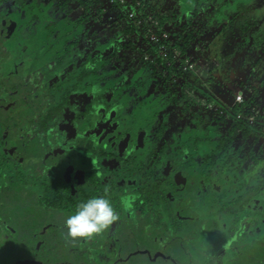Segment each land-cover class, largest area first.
<instances>
[{
	"label": "flooded vegetation",
	"instance_id": "af4514ba",
	"mask_svg": "<svg viewBox=\"0 0 264 264\" xmlns=\"http://www.w3.org/2000/svg\"><path fill=\"white\" fill-rule=\"evenodd\" d=\"M1 1V7L5 6L9 14L23 11L29 6L35 7L37 3H43L42 0ZM73 1L77 5L74 6ZM140 1L144 6L142 5V8L137 6L134 9L129 16L131 21L140 17L148 20L147 16L149 17L153 11H160L158 9L160 2ZM113 3V6L119 5V7L129 4L125 0H113ZM222 3L224 0H217V2L214 0L216 6H213V12L207 15L215 17L217 11L223 7ZM79 4V0H71V8H79L73 16H70V9L64 6L68 13L67 18L54 25L49 34L51 39H58L59 36L63 40L66 38L68 41L65 40V44L61 41L62 44L51 45L49 49L36 39V47L32 46L34 44L32 42L30 49H27L25 43L18 42V47H21L24 52H31V55L29 57L14 55L12 61L5 59L3 66L1 65V73L7 77L3 79L4 82H0V101L3 104L0 109V157L2 158L0 179L5 177L6 180L0 185V193L3 191L2 186L7 188L6 191L14 193L15 187L9 179L10 176L20 175L21 186L25 189L23 192L27 198L26 205L32 207L39 205L41 209H44L46 200L50 201V204L59 200L60 204L63 199L64 208L60 210L64 218H67L66 212L70 210L72 213L75 212L79 204L94 196L109 199L119 216L116 222L121 221L122 223L119 229L120 236L130 231L136 235L139 230L146 231L148 226L161 224L162 229L154 234L160 238L168 237L170 243L176 241L177 238L194 240L193 236L200 237V232L216 238L227 237L238 231L236 233L238 236L234 235L231 240L232 243H236L241 232L236 226L241 224L247 226L259 218L255 216L248 220L250 213L255 212L256 215L264 218V196L261 192L264 187V176L255 170L257 163L264 168L262 152L264 150V123H262L264 109L260 110V106L255 105L259 102L257 97H255L256 101L243 107V104L245 105L250 98L246 97L244 102L238 103L235 97V102L225 106V104L220 105L219 101L215 100L216 97L212 95L214 101L206 105H208L207 109L218 107L216 119L213 123L207 120L206 130L199 127L195 134H190L186 143L182 144L185 145L183 148L191 145L189 149H175L178 146L173 144L176 140L171 136L174 120H169L166 108L177 109L182 115L190 114L197 118L198 122L197 120L192 121V125L201 123L205 127V122L202 123L204 120L200 113L196 114L198 106L188 108L187 97H189L190 90L187 85H191V82L189 83L181 73H177L180 74L179 77L174 73L175 76L168 75L165 79L161 72L154 70L143 72L145 68L141 66L144 64L150 65L151 68L159 66L167 69L166 65L172 62L175 36L170 31H166L168 33L166 38L157 32L161 36H157L161 55V58L157 60L154 58L156 50L141 52L142 49L146 50L152 41L146 42L145 47H140L139 39L141 38L137 40L136 37L124 34L125 37L113 45L111 54L99 57V63L104 59L113 62L111 67L101 68L97 72L83 69L77 84L70 87L68 93L65 94L61 107L49 108V105L55 102L56 95L40 87V81L35 75V67L37 69L40 66L38 63L35 64L34 60H42L48 53L65 49L64 55L58 56V64H62L63 72L73 74L79 67L75 60V49L84 52L86 58H94L100 55H97V43L106 38L105 34L100 35V32H96L92 35L89 33L80 40V35L84 34L83 31L86 30L87 25L93 26L92 22L96 27L99 25H96L93 18L96 9L88 19V14L85 13V9L80 8ZM241 7L245 8V5ZM39 8L44 10L39 6L36 11ZM9 14H0V20L3 21V16ZM228 22L229 19H227ZM225 29L226 26H222L221 32ZM153 33L151 32V35ZM2 34L1 30L0 44L5 49V44L1 43ZM13 46V44L9 45L10 48H15ZM8 52V56L13 54L9 50ZM133 54L135 56L132 57ZM159 59H163L164 63L159 62ZM95 60L97 61V57ZM181 60L186 65L181 68L176 67L177 70L184 72L197 68L196 62L187 58ZM90 62L93 63V59ZM167 73L170 74V71L167 70ZM164 79L166 81L183 79V83L175 84L176 86L181 84L179 87L181 91L178 89V94L175 93V96L169 97L170 92L165 91L163 86ZM157 81L162 83L163 88L158 89ZM111 82L113 85L106 89L104 86ZM47 85L50 88L48 83ZM78 91L86 94L85 114L89 116L85 114L81 116L86 119L76 129L75 134H72L74 141L64 148L67 144L64 141L61 143L60 135H68V130L72 131L76 128L77 116L62 114V107L66 103L73 105L76 99L73 96ZM191 91L195 92L193 88ZM49 97H51V103L46 102ZM207 109L201 113L206 112ZM15 110L19 112L16 113ZM193 110L196 111L193 112ZM58 116L60 118L58 125L52 127V123ZM216 120L224 124L222 128L218 127L221 132L224 130V135L219 136L218 139L216 135L219 133L214 127L218 123ZM236 120H241L243 123L237 130H235ZM243 125L252 129L248 136L244 135ZM229 135L234 138L232 145L228 149L221 148L222 140ZM34 137L38 138V142L30 143ZM176 137L178 139V136ZM238 139H241V147L236 149L233 146ZM58 140L61 145L58 144ZM250 143L252 145L250 154H242L245 152V146ZM235 149L237 152L231 153V150ZM165 156L168 157L167 160L159 165ZM12 161L14 167L10 164ZM29 162L34 164V170L38 168L37 174L33 166L27 169ZM148 170L151 171L148 172ZM158 173H161L163 177L156 180L153 177ZM184 192L185 195L186 193L195 195L188 197L189 199L184 204L186 205L185 211L190 203L193 206L192 209L194 208L192 211L198 217L185 219L182 217L185 211L181 212L177 209L179 213H172L171 221L167 222V226H162L166 223L161 221L162 216L164 217L166 212L174 206L181 207L182 203L178 205V200ZM125 196L131 198L132 204L127 210L121 205V198ZM135 218L140 222L137 224V229L134 228L137 225L133 224ZM107 229L102 232L105 237L104 243L108 237ZM6 236H8L7 232L4 233V239ZM94 236L97 240L92 237L85 238V244L84 241L82 243L92 253L89 258L92 259L95 256L99 260L105 251V244H98L99 234H94ZM132 239L133 243L136 242V238ZM262 239L264 237L254 239L252 243ZM226 241L224 239L220 242L217 249ZM167 243L165 253L171 254ZM96 248L101 249L96 250ZM220 251H212L213 256L219 254ZM104 262L106 261L102 260L100 263Z\"/></svg>",
	"mask_w": 264,
	"mask_h": 264
},
{
	"label": "rangeland",
	"instance_id": "374dc122",
	"mask_svg": "<svg viewBox=\"0 0 264 264\" xmlns=\"http://www.w3.org/2000/svg\"><path fill=\"white\" fill-rule=\"evenodd\" d=\"M3 1L7 2L10 0H2L1 2ZM125 1H127V3L131 2V0ZM151 1H153L154 3L160 2L158 8L159 10L172 13L170 26H167V31H170L169 28L173 27L172 29L175 31V33H177L182 26L191 24V20L193 21V24H191L193 25L192 29H198L199 38L195 41V44H193V47L191 48L189 53L183 54L187 59L196 62L197 68L193 71L176 72V74L181 73V75L185 77L188 82L190 81L191 83H189L191 85H193L190 87L191 89L193 88L195 92H189V95L194 94L202 96V94L204 95V93L210 95L211 97H213L212 95H214L216 97V101H219L220 105L225 104V106H227L228 103L235 102V97L239 94V92L243 91L245 94V99H255V97H257L259 102L255 103V105H259L260 110L264 109V0H224V3H222L223 7L220 11H217L215 17L207 15L211 11L213 12V6H216V4H214V0ZM42 2L43 3L41 4L37 3L35 6L36 8L34 6H29L24 8L23 11H17L16 13L10 14L8 12V9H6L5 6L1 7L0 4V14H9L7 16H3V21L0 20V31H3V40H1V43L5 44L4 48L7 51L9 50L13 53L12 55L7 56L6 59H8V61H12L14 55H26L27 57L31 55V52L29 51H22V48L18 47V42L25 43L27 49H30V44L32 42H34L32 46L36 47V39L40 43H42V45L48 46L49 49L51 45H58L59 43L65 44L66 38H64L65 40L60 39V36L58 37V39H51V36L49 38V34H51L52 32L53 26L59 24L62 19L67 18L68 13L65 11L62 4L64 0H42ZM101 2L103 3V5H100L93 15L96 25L99 26H94V23L92 22L93 26L90 27L89 25H87L86 30L83 31L84 34L80 35V40H82L89 33H91V35L96 32H100V35L105 34L104 36H106V38L101 39L96 45L98 50L97 55H101H95L97 57V61L95 60L96 57L86 58V54L84 52H81L79 49H75V60L78 62L79 67L76 69L75 73L70 74L67 72H63L64 69L62 67V64H58V59L59 57L64 55L65 49L51 54L48 53L42 60H34L35 64L38 63V65L40 66L37 69L35 67V75H37V79H39L40 81V87H44L47 92L56 95L55 102L49 105V108L61 107V104H63L64 102L65 94L68 93V89L70 87H73L77 84V82L79 81V75L83 69H90L92 70L91 72H93V70H96L97 72L101 68L108 69V67H111V65L113 64V62L111 63L109 59H107L106 61L104 59L99 63V57L102 58L111 54L113 52V45H115L118 41L125 37L124 33H122L120 31V28L117 27L116 22L118 21L119 15L122 11L133 8L135 7V5L127 4L124 7H119V5L113 6V0H101ZM215 2H217V0H215ZM73 5H77L76 2L73 1ZM242 5H245V8H242ZM39 6L44 10H40L41 8H39L36 11L37 7ZM197 11L199 12L197 13ZM155 12H157V10L153 11V13L148 17V26H150L151 28L154 27V33L158 32V30L156 29L158 23H156V21L153 19V16L156 14ZM139 14L142 15V13ZM227 19H229L228 23ZM221 21L226 23H223ZM123 22H125V24L129 23L128 19L126 18H124ZM222 26H226L224 32H221ZM173 32L172 35L175 36L176 34H173ZM135 37L138 40V36ZM76 39H78V37H76ZM146 42L147 41L144 40V38L139 39L140 47H145L147 44ZM9 43L13 44L15 48H10ZM152 43L154 44L153 41ZM133 56H135V54H133L132 57ZM91 59H93V63L90 62ZM175 62L174 66L177 68H181L182 66L186 65V63L182 61L181 58L177 59ZM141 67L145 68L143 72H149V70L152 71L150 65L144 64ZM159 72L165 71H163V69L161 68ZM163 74L162 77H164L165 79L168 75L170 76V74H168L167 72ZM179 75L180 74H177V77H179ZM165 79L163 81V86L166 89L165 91L170 92L169 97L175 96V93L178 94V89L179 87H181V84H179V86H176L175 84L178 82L183 83V79L181 81L171 82H168ZM47 83L49 84L50 88L48 87ZM156 84L159 85L158 89L163 88L162 83H159V81H157ZM112 85L113 83L111 82L104 87H106L107 89ZM166 87H171L170 89H172V91H170V89L168 90ZM191 89L189 88V90ZM41 90L43 91V89ZM179 91H181V89H179ZM85 96L86 94L84 92L78 91L73 96L76 97L74 101L75 103H73V105H71V103H66L65 106L62 107V114H66V116H77L76 128L72 129V131L68 130V135H60L59 139H61V143L64 141L65 144H67V146L64 148H67L68 145L74 141V138H72V134H75L76 129L79 128V125H81L82 122L86 119L85 117L81 118V116L86 112L85 100H87V98ZM46 102L51 103V97L47 98ZM2 106L3 104L0 101V109L2 108ZM166 109V111L168 112L169 120H174V125L171 131V133L173 134H171V136H173L176 141H174L173 144L178 146L175 149L181 150H187L191 146L189 145L188 148H183L185 145H182L191 136L190 134H195L199 127L205 129L207 127L206 124H208L207 120H211V123H213V120H215L218 115L216 113L218 109L217 106L213 107L212 109H207L206 112H202L201 118L204 120L202 123L205 122L204 127V125H202L201 123L192 125L191 122L195 120H197L198 122V119L191 116L190 114L182 115L181 112L177 109ZM195 111L193 110V112ZM59 119V116L56 117L51 126H57ZM156 121L157 119L155 120V122ZM216 121L218 123L216 125H213L216 131L219 133L216 135L218 136V139L219 136L224 135V130L221 132L218 127L222 128L224 124H222V122H219L218 120ZM46 133L47 135H49V131H47ZM176 136H178V139ZM240 141L241 139H238L237 143L233 147L238 149L241 145ZM61 143L58 140V144L61 145ZM251 147V143L248 144V146H245V152L242 154H250V151L252 150ZM236 149L231 150V153H234V151L237 152ZM262 152L264 154V150H262ZM142 158L145 159L144 157ZM167 158L168 157L166 156L163 157V160L160 161L161 163H159V165H162L163 161H166ZM1 159L2 158L0 157V161ZM10 164L14 167L13 161L10 162ZM255 170L262 173V175L264 176V168L260 164L257 163ZM149 171L151 170H148V172ZM161 177H163V175L161 173H158L153 178L157 180ZM4 178L5 177L0 179V185L5 183L6 180ZM221 180L223 181L224 179L222 178ZM261 192L264 196V187ZM192 196H195L194 193H186L185 195L184 192L178 200V205L182 203V208H177L178 206H174L172 209L166 212L165 216H162L161 218L162 222H166L162 224V226H167V222L171 221L170 216L172 213H179L177 209H180L181 212L185 211L186 205L184 204L185 202H187V199H189L188 197ZM183 197L184 201L182 202ZM255 216L259 217L256 218V222H253L252 224H249L247 226H245V224L236 226L237 230L240 229L241 231L239 236L240 238L236 243H232L233 241L231 240L234 235H237V230L236 233L234 232L233 234H229L224 238L227 241L220 245V247L217 249L221 250L219 254H216L215 256L209 258H205L203 256L204 258H201L200 261L195 260L194 264H240L239 262L235 261L240 259L242 256L244 259L249 260L246 263L242 264H255L256 261L262 262L264 264V257L262 256V254L251 256V253L248 250H244V246L251 244L254 239L264 237V218L262 216L256 215L255 212H252L249 214L248 220L255 218ZM133 224L137 225L140 224V222L135 218ZM121 225V221L114 222L107 229L108 237L106 239V243H104L105 251L104 253H102V256L98 261L104 260L111 262V264H121L125 246L123 242L129 240L132 243L134 241L132 238H136L138 239L136 242L139 244L141 253L144 257H146L147 259L150 258L154 261L162 260L161 263L155 262L156 264H167L170 262L169 257H172V255L169 253H165V244L169 240L168 237L160 238L154 234L155 232H158L160 229H162L161 224L156 226H148L146 231L139 230L138 234L136 235L133 234L132 231H130L126 235L123 234L122 236H120L119 229L121 228ZM134 228L137 229L138 225ZM124 232H126V230ZM222 235L224 234L222 233ZM198 238L201 239L197 241ZM92 239L97 240V237L93 235ZM193 239L194 240L188 241V245L193 249L191 253L192 255H194L195 257H201L202 249L203 254L209 251L208 248L200 247V244L202 243L201 240H203L202 237L195 235L193 236ZM0 241V257L7 259L9 257L7 243L2 236L0 238ZM98 249L96 248V250ZM212 249L214 248H210V250ZM182 264L188 263L182 262Z\"/></svg>",
	"mask_w": 264,
	"mask_h": 264
},
{
	"label": "trees",
	"instance_id": "16d2710c",
	"mask_svg": "<svg viewBox=\"0 0 264 264\" xmlns=\"http://www.w3.org/2000/svg\"><path fill=\"white\" fill-rule=\"evenodd\" d=\"M79 2V5H81L80 8H83V10L85 9V13L88 14V19L91 18L95 9H97L102 3L100 0H79ZM70 3L71 0H66L63 3V6H65V8L67 9H70V16H73L79 8H71ZM139 4L141 8L142 5L144 6V4L141 5L140 0H132L131 2H129V5H135V7L122 11L119 15V19L116 22V25L118 28H120V31L125 35L131 37L138 36V38H144L147 42H149V37L151 36V32H153L154 27L151 28L150 26H148V20H146L144 17L137 18V20L134 19L133 21H131L129 18V16L133 13L134 9ZM198 12L199 11H197V13ZM155 13L156 14L153 16V19L156 21V23H158L156 29L158 30L159 34H163L165 31H167V26H170L172 13L161 10ZM125 17H128L129 23L127 24L123 22ZM70 22L74 23V21ZM191 24H193L192 20ZM191 24L182 26L177 33H175V31L172 29L173 27L169 28L171 33L174 31L173 34H176L174 43L175 48L181 50L183 54L189 53V51L193 47V44H195V41L199 38L198 29H192L193 25ZM151 49L152 48L149 46L148 50L142 49L141 52L146 53ZM159 50L160 48L158 46L156 52H159ZM8 54L9 52L7 53L6 49H3L2 45L0 44V69L2 68L4 60L7 58ZM159 60V62L164 63L163 59ZM166 66L168 67V65ZM160 69L161 68L159 66H153L152 68V70L156 72H159ZM167 70L170 71V76H174V73H176L175 67L172 66H169L167 69L164 68L163 71L165 72L161 73H166ZM6 77L7 75L2 74L0 71L1 83L4 82L3 79ZM167 81L170 82L171 79H168ZM187 86H189V88L191 89V85ZM190 92L193 93L191 90ZM187 99L188 108H194L198 106V112H196L197 115L198 113L201 114V111L207 109V103H211L210 101L212 100L214 101V98L206 93H204V95L202 94V96L191 94L189 95V97H187ZM253 101L256 100L253 98L248 99L245 105L243 104V107H246V105H250ZM15 112L17 113L19 111L15 110ZM242 124L243 123L241 120H236L235 130L241 127ZM243 128L245 132L244 135L248 136L250 132H252V129H250L249 126L247 127L243 125ZM233 139L234 138H232L230 135L226 136L224 140H222V143L220 145L221 148L228 149V147L232 145ZM37 142V137L32 138V140L30 141V143ZM31 166H33L32 168L34 170V164H31V162H29L26 167L27 169H30ZM36 170H38V168ZM36 170H34V172H36ZM19 178L20 175L10 176V183L13 187H15L14 193L9 190L6 191L7 188L5 186L1 187L3 191L0 193V238L1 236L4 238L5 232H7L10 238L6 236L4 239L8 246L9 257L7 259L0 257V264H101V261H98L97 257L93 256L94 258H89V255L92 253L89 252L87 247L82 243L85 238L71 239L68 237L66 220L70 215L74 214L75 212L72 213L69 209L70 211L66 212L67 218L63 217V214L60 210L64 208L63 199L60 201V204L59 200L58 202L54 201L52 204H50V201L46 200V205L44 209H41L39 205V208L26 205L27 198L25 197L23 192V190L25 189L22 188V184ZM30 199L31 197L29 196V200ZM192 207L193 206L188 203L187 211H185V215L182 217L188 220L196 216L198 217V215H195L192 211L194 209H192ZM103 234L104 233L102 232L99 233V245H103L105 242V237ZM200 237H202L203 239L201 240L202 243L200 244V247L208 248L209 251L207 253L203 255L202 250V256L195 257L191 254L193 250L192 247L188 245V241H190V239L181 240L177 238L176 241L167 243L169 252L172 255V257H169L170 262L167 264H182V262L194 264L195 260L200 261V259L204 257H213L212 251L218 252L217 247L220 242L224 241L225 238H215L213 235L210 236L204 234L203 232H200ZM199 239L201 238H198L197 241H199ZM137 240L138 239H136V241ZM123 244L125 246L124 254L121 259V264H156L155 262L161 263L162 261H154L150 258L147 259L146 257H144L141 253V248L137 242L131 243V241L127 240L124 241ZM210 248L214 249L210 250ZM245 249L251 253V256L256 254H262V256L264 257V239L255 240L252 245H246L244 247V250ZM247 261L249 260L244 259L243 257L237 260V262H239L240 264L246 263ZM110 263L111 262L106 261L103 264ZM255 264L263 263L256 261Z\"/></svg>",
	"mask_w": 264,
	"mask_h": 264
},
{
	"label": "clouds",
	"instance_id": "9594fccd",
	"mask_svg": "<svg viewBox=\"0 0 264 264\" xmlns=\"http://www.w3.org/2000/svg\"><path fill=\"white\" fill-rule=\"evenodd\" d=\"M159 52L154 53L157 60ZM122 207L130 209L131 198L128 196L121 198ZM119 219L112 202L102 196H94L78 205L74 214L66 220L68 229L67 235L71 239L91 238L94 234H99Z\"/></svg>",
	"mask_w": 264,
	"mask_h": 264
},
{
	"label": "built area",
	"instance_id": "2783aa9c",
	"mask_svg": "<svg viewBox=\"0 0 264 264\" xmlns=\"http://www.w3.org/2000/svg\"><path fill=\"white\" fill-rule=\"evenodd\" d=\"M139 6H140V4L138 5V7ZM157 36L161 37L157 32L156 33H153L151 35L150 41H153L154 42V44L152 43L150 45V47L152 48V50H156L157 47H158ZM163 37L164 38L168 37V33L166 31L163 33ZM173 51L174 52L172 54V62L170 64H168V67L169 66L175 67L174 64H173V61L174 60H177L179 58H181V59H185L186 58V56H184L183 53L178 48H174ZM181 54H182V56H181ZM159 55H160V53H159ZM160 57H161V55H160ZM175 69H176V67H175ZM177 71L180 72L182 70H177L176 69V72ZM244 99H245L244 92L243 91L239 92V94L236 96V102L242 103V102H244ZM263 117H264V113H263ZM262 123H264V120L262 121Z\"/></svg>",
	"mask_w": 264,
	"mask_h": 264
}]
</instances>
